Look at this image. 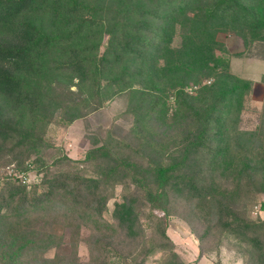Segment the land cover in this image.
Returning a JSON list of instances; mask_svg holds the SVG:
<instances>
[{
  "label": "trees",
  "instance_id": "16d2710c",
  "mask_svg": "<svg viewBox=\"0 0 264 264\" xmlns=\"http://www.w3.org/2000/svg\"><path fill=\"white\" fill-rule=\"evenodd\" d=\"M177 26L184 32L175 48ZM221 33L264 43V0H0V166L42 175L30 192L14 175L1 181L3 255L11 259L17 248L39 261L60 247L62 236L39 227L53 211L70 227L93 230L86 264H145L156 249L168 252L162 264H185L165 227L185 209L202 227L199 259L219 234L264 263V219L240 209L264 192V145L232 139L253 82L216 55ZM190 84H201L196 95L185 91ZM170 91L175 110L167 121ZM127 92L131 138L93 139L81 162L92 163L95 176L52 173L76 163L63 155L48 164L42 155L55 116L72 124ZM117 186L122 201L108 220ZM43 263L83 264L75 255Z\"/></svg>",
  "mask_w": 264,
  "mask_h": 264
},
{
  "label": "rangeland",
  "instance_id": "374dc122",
  "mask_svg": "<svg viewBox=\"0 0 264 264\" xmlns=\"http://www.w3.org/2000/svg\"><path fill=\"white\" fill-rule=\"evenodd\" d=\"M183 32V28L180 26L176 27L172 40L173 47L178 48L181 46ZM106 39L107 37H105L101 53L106 48ZM217 41L223 45V50H217L216 55L229 61V63L235 51L240 48L243 49L240 43L242 45L245 44V46L251 44H246L242 37L234 33L218 34ZM255 44L259 45L261 43L255 42ZM228 47L231 48V51ZM211 83H213V80L209 79L203 82L202 85ZM200 86L201 84H190L185 88V91L189 95H196ZM71 91L77 92L78 89L73 87ZM129 94V92L123 93L115 96L112 100H107L103 108L72 124L63 123L58 114L55 116L53 124L50 125L46 133V139L52 146L43 150L42 155L48 164L53 163L55 159L61 158L63 155H67L75 160L76 163L69 162L53 166L52 173L73 170L80 171L85 176L96 175V169L92 163H82L81 161L85 158L87 151L93 147L92 142L94 138H99L101 141L110 135L112 138L115 136L131 138L130 131L133 126V116L125 114L131 99V95ZM168 96L167 107L169 110L167 121H171L172 119L170 118L175 110V97L171 91L168 93ZM233 122L235 124V127H233L235 128V134L232 139H236L235 144L244 145L251 149H257L264 145L263 88L260 86L255 87L254 83H252L251 90L244 97L241 114L233 118ZM132 138L134 139V135H132ZM12 175H14V178L18 177L22 180L23 184L28 187L29 192L34 189L35 185L41 182L42 178V175L35 171L25 175L24 173L17 172L14 165H1L0 191L3 178ZM225 185L227 186V183ZM41 190H44V187L38 189V191ZM122 192V186L115 188L114 197L109 201L108 211L105 214L108 220L112 218L115 202L122 201ZM240 209L248 213L253 219H264V192L246 198L241 204ZM180 212L182 213V217H190V213L187 210L181 209ZM50 215V219L46 218L40 223L39 227L50 233L62 236L63 243L60 247L47 251L39 261L33 260V256L27 255L25 250L20 252L16 248L15 252L12 253L14 256L11 259L0 251V262L42 264L43 259H54L57 256L67 258L70 255H75L79 262L83 264L89 263L91 259L89 243L92 239L93 230L84 225L80 229H77L78 226L75 223L70 227L69 223H66L63 218L56 217L53 211L50 212ZM182 217L171 216L165 227H167V234L175 243V252L185 264H257L256 261H253L248 256L249 252L246 250V244L238 241L231 235L223 237H220L219 234L210 235L203 245V253L206 256L199 259V247L201 243L198 239V234H201L202 227L193 217L188 218V221ZM167 253L161 249H156L153 254L147 257L145 264H162L167 258ZM112 262L113 264H119L118 258H114Z\"/></svg>",
  "mask_w": 264,
  "mask_h": 264
},
{
  "label": "crops",
  "instance_id": "0c3cea01",
  "mask_svg": "<svg viewBox=\"0 0 264 264\" xmlns=\"http://www.w3.org/2000/svg\"><path fill=\"white\" fill-rule=\"evenodd\" d=\"M240 45L243 49L236 50L230 60L231 72L242 79L252 81L255 87L264 89V43ZM229 49L231 51V48Z\"/></svg>",
  "mask_w": 264,
  "mask_h": 264
},
{
  "label": "built area",
  "instance_id": "2783aa9c",
  "mask_svg": "<svg viewBox=\"0 0 264 264\" xmlns=\"http://www.w3.org/2000/svg\"><path fill=\"white\" fill-rule=\"evenodd\" d=\"M195 88L197 89V87H195ZM0 264H4V263L0 262Z\"/></svg>",
  "mask_w": 264,
  "mask_h": 264
}]
</instances>
